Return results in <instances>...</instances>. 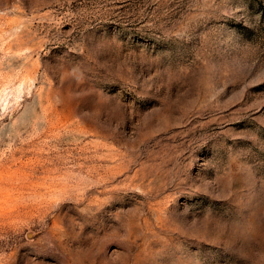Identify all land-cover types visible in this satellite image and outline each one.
Returning a JSON list of instances; mask_svg holds the SVG:
<instances>
[{
    "label": "rangeland",
    "instance_id": "obj_1",
    "mask_svg": "<svg viewBox=\"0 0 264 264\" xmlns=\"http://www.w3.org/2000/svg\"><path fill=\"white\" fill-rule=\"evenodd\" d=\"M0 264H264V0H0Z\"/></svg>",
    "mask_w": 264,
    "mask_h": 264
}]
</instances>
